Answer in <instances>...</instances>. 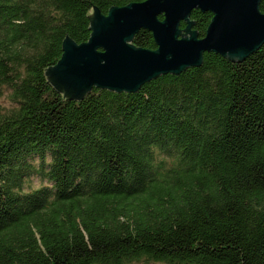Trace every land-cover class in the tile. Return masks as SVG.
<instances>
[{
    "label": "trees",
    "instance_id": "obj_1",
    "mask_svg": "<svg viewBox=\"0 0 264 264\" xmlns=\"http://www.w3.org/2000/svg\"><path fill=\"white\" fill-rule=\"evenodd\" d=\"M131 1L0 0V264H264V42L134 91L62 99L45 78L91 4Z\"/></svg>",
    "mask_w": 264,
    "mask_h": 264
},
{
    "label": "water",
    "instance_id": "obj_2",
    "mask_svg": "<svg viewBox=\"0 0 264 264\" xmlns=\"http://www.w3.org/2000/svg\"><path fill=\"white\" fill-rule=\"evenodd\" d=\"M260 0H142L111 6L100 14L91 4L86 14L91 33L77 43L64 35L62 54L43 69L61 98H79L93 86L134 91L161 73L197 66L203 52L214 51L240 60L264 42V12ZM209 10L205 34L179 31L181 20L191 22L193 8ZM163 18H159V14ZM140 28L151 31L156 47L135 46Z\"/></svg>",
    "mask_w": 264,
    "mask_h": 264
},
{
    "label": "rangeland",
    "instance_id": "obj_3",
    "mask_svg": "<svg viewBox=\"0 0 264 264\" xmlns=\"http://www.w3.org/2000/svg\"><path fill=\"white\" fill-rule=\"evenodd\" d=\"M0 104H2V105H8L9 104V101H8V98L6 95L3 97H0ZM139 264H163V263H160V262H141Z\"/></svg>",
    "mask_w": 264,
    "mask_h": 264
}]
</instances>
